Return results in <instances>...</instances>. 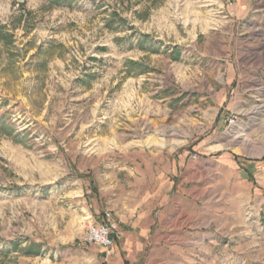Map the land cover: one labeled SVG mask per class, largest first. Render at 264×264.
Listing matches in <instances>:
<instances>
[{"label": "rangeland", "instance_id": "rangeland-1", "mask_svg": "<svg viewBox=\"0 0 264 264\" xmlns=\"http://www.w3.org/2000/svg\"><path fill=\"white\" fill-rule=\"evenodd\" d=\"M176 1L0 0V264H264V104L175 101Z\"/></svg>", "mask_w": 264, "mask_h": 264}, {"label": "crops", "instance_id": "crops-1", "mask_svg": "<svg viewBox=\"0 0 264 264\" xmlns=\"http://www.w3.org/2000/svg\"><path fill=\"white\" fill-rule=\"evenodd\" d=\"M231 1L177 0L169 7L175 12L169 9L167 14L166 7L160 8L159 22L164 20V26L155 23L160 33L152 37L171 45L166 51L160 49L157 59L169 65L168 78L177 91L172 96L175 101L186 94L187 100L197 101L191 108L201 111L206 104L213 108L207 112L209 119L217 116L219 121L227 108L229 85H233L231 97L238 100L235 110L253 102L264 104V0ZM211 91H217L215 96L208 94ZM157 101L160 111L163 100Z\"/></svg>", "mask_w": 264, "mask_h": 264}, {"label": "built area", "instance_id": "built-area-1", "mask_svg": "<svg viewBox=\"0 0 264 264\" xmlns=\"http://www.w3.org/2000/svg\"><path fill=\"white\" fill-rule=\"evenodd\" d=\"M230 0H227L229 2ZM236 120L234 114L228 117V123L233 124ZM119 236V230L116 220L111 211L104 210L100 220L89 223L86 227L83 242L88 245L101 247L107 252L113 247L115 240Z\"/></svg>", "mask_w": 264, "mask_h": 264}, {"label": "trees", "instance_id": "trees-1", "mask_svg": "<svg viewBox=\"0 0 264 264\" xmlns=\"http://www.w3.org/2000/svg\"><path fill=\"white\" fill-rule=\"evenodd\" d=\"M234 158L236 159V158H238V157H234ZM247 175L250 177V174H249V173H247Z\"/></svg>", "mask_w": 264, "mask_h": 264}]
</instances>
